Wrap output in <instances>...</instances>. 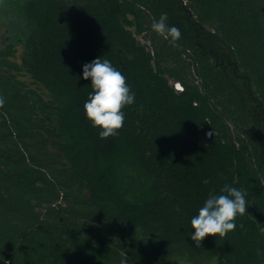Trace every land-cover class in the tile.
Instances as JSON below:
<instances>
[{
    "label": "trees",
    "instance_id": "obj_1",
    "mask_svg": "<svg viewBox=\"0 0 264 264\" xmlns=\"http://www.w3.org/2000/svg\"><path fill=\"white\" fill-rule=\"evenodd\" d=\"M6 1L52 97L0 46V264H264V0ZM97 58L135 94L107 139L83 108ZM224 185L247 212L197 247L191 218Z\"/></svg>",
    "mask_w": 264,
    "mask_h": 264
},
{
    "label": "clouds",
    "instance_id": "obj_2",
    "mask_svg": "<svg viewBox=\"0 0 264 264\" xmlns=\"http://www.w3.org/2000/svg\"><path fill=\"white\" fill-rule=\"evenodd\" d=\"M167 19V13H162L158 20H153L151 27L175 47L182 34L178 27H170ZM82 78L90 79L92 88L83 105L86 118L92 127L100 129L101 139L117 136L125 122L123 109L135 102V94L126 77L107 59L97 58L83 66ZM3 106L4 99L0 97V107ZM221 193L210 195L199 209L198 215L191 218V229L194 232L190 236L197 247L208 236L226 237L235 230L237 216L247 212L248 203L241 190L224 185Z\"/></svg>",
    "mask_w": 264,
    "mask_h": 264
},
{
    "label": "rangeland",
    "instance_id": "obj_3",
    "mask_svg": "<svg viewBox=\"0 0 264 264\" xmlns=\"http://www.w3.org/2000/svg\"><path fill=\"white\" fill-rule=\"evenodd\" d=\"M18 21H20V18L16 14L12 6L9 5L6 0H0V46L6 45L9 41L8 38H14L15 36H17V33L8 31V28L12 24V22L17 24L16 22ZM9 54V60L19 67L18 70L11 71L13 74H15L16 78L25 83L29 88L36 90L43 99L50 100V98L52 97L51 91L45 88L43 85L35 82L30 74L26 71L23 65L27 59L26 51L19 40L14 41V45L10 48ZM124 166L125 168H128V170L131 171L134 175H136V177H139V179L144 178L138 173L135 164L130 158L125 157ZM202 264L208 263L202 262Z\"/></svg>",
    "mask_w": 264,
    "mask_h": 264
},
{
    "label": "flooded vegetation",
    "instance_id": "obj_4",
    "mask_svg": "<svg viewBox=\"0 0 264 264\" xmlns=\"http://www.w3.org/2000/svg\"><path fill=\"white\" fill-rule=\"evenodd\" d=\"M17 24H15L14 22H12V24L9 26L8 31H12L13 33H17V36H15L14 38H8V40H14V41H20L21 42V38H20V22H16ZM23 45V44H22Z\"/></svg>",
    "mask_w": 264,
    "mask_h": 264
},
{
    "label": "water",
    "instance_id": "obj_5",
    "mask_svg": "<svg viewBox=\"0 0 264 264\" xmlns=\"http://www.w3.org/2000/svg\"><path fill=\"white\" fill-rule=\"evenodd\" d=\"M170 264H175L174 262H171Z\"/></svg>",
    "mask_w": 264,
    "mask_h": 264
}]
</instances>
